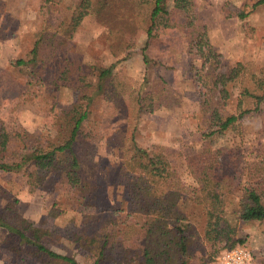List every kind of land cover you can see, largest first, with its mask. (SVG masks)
Masks as SVG:
<instances>
[{
	"label": "rangeland",
	"instance_id": "1",
	"mask_svg": "<svg viewBox=\"0 0 264 264\" xmlns=\"http://www.w3.org/2000/svg\"><path fill=\"white\" fill-rule=\"evenodd\" d=\"M78 1L0 0V120L6 130L12 135L26 132L32 136L30 141L43 144L61 130V115L75 102L69 86L58 87L56 98L54 89L51 90L54 87L51 79L63 55L78 62L82 71L94 65L112 66L109 97L105 99L102 94L94 97L90 115L83 122V132L75 143L82 173L94 180L106 182L108 176L110 179L117 168L115 164L127 154L131 132L140 146H162L181 175L179 208L189 212L192 219L186 231L190 238L186 253L189 263L215 264L216 258L225 251L242 246L250 252L252 264H264V220H238L233 237L240 241L232 247L225 239L209 242L204 238L202 199L186 166L187 156L194 155V161L205 148L221 149L222 173L233 179L229 185L232 192L223 196L229 209L237 202L239 182L247 181L244 173L249 164L264 161V99L235 128L204 138L202 134L209 118L201 112L204 95L199 88L209 87L212 77L204 75L201 78L204 85L194 82L188 55L191 43L206 27L210 42L221 55L219 72L237 62L241 67L240 76L227 80L229 96L225 99L224 113L239 111L240 100L245 107H254L253 99L242 93L245 87L261 93L257 80L264 87V4L240 19L236 13L248 11L244 3L247 1L250 6L255 0H192L187 18L174 8L173 0H165L162 6L169 15L156 18L153 37L147 43L145 29L149 24L150 5L139 4L138 0L119 2L123 7L110 8V12L101 16H85L63 38V28L58 24L67 20ZM42 28L46 30L41 45V58L46 56L48 62L46 75L43 86L28 89L25 75L10 62L29 57ZM53 33L58 39L63 38L59 48ZM145 95L154 98L153 112L136 110L135 98ZM43 172V183L30 190L21 172L0 170V211L14 203L21 216L49 231L43 242L51 249L73 255L79 264H94L95 255L75 240V233L88 221L89 215L101 213L104 208L79 204L62 179L51 170ZM107 188L113 203L125 211L132 209L130 198L121 191L114 196L111 185ZM0 264L55 263L40 261L31 247L20 244L19 238L0 227Z\"/></svg>",
	"mask_w": 264,
	"mask_h": 264
},
{
	"label": "trees",
	"instance_id": "2",
	"mask_svg": "<svg viewBox=\"0 0 264 264\" xmlns=\"http://www.w3.org/2000/svg\"><path fill=\"white\" fill-rule=\"evenodd\" d=\"M123 1L79 0L67 20L58 24L63 28V38L74 31L85 16H101L110 12V8L123 7L119 4ZM142 2L150 5L149 24L145 29L148 43L153 37L156 18H167L169 11L162 6L165 0H138L139 4ZM261 4H264V0H255L250 6L246 1L244 7H249L248 11L242 10L236 14L243 19ZM173 6L188 18L193 1L173 0ZM44 28L38 32L29 57H18L10 62L12 67L25 75L28 89L34 85L43 86L46 75L48 62L46 56L41 58V45L46 35ZM203 30L196 41L191 43L188 55L194 82L204 85L205 81L201 78L206 74L212 77V85L205 89L199 88V92L204 95L201 112L208 114L209 118L206 131L202 134L205 138L235 128L246 113L258 109L264 99V87L262 81L257 80L256 86L261 93L244 88L242 95L252 98L254 107H245L240 100L237 103L239 111L224 113L225 99L229 96L226 83L227 80L240 76V63L219 72L221 55L210 42L206 27ZM52 35L58 40L59 48L63 38L58 39L56 33ZM144 58L146 59L145 54ZM88 68V71H82L78 62L68 55L62 56L51 79L54 86L51 90L54 89L53 97L56 98L55 91L58 87L67 85L73 89L75 102L63 111L62 128L47 143L30 141L32 136L26 132L12 135L0 120V170L21 172L30 190L43 183V170H51L74 193L79 204L104 208L101 213L89 215L88 221L75 233V240L95 255L94 264H190L186 255L190 238L186 231L192 219L189 212L179 208L181 175L173 167L162 146H140L135 140L134 132H131L127 154L115 164L117 168L111 173L110 179L108 176L106 182L99 178L94 180L86 178L82 173L75 143L83 132V122L90 115L94 97L102 94L108 99V85L113 80L112 66L94 65ZM87 75L91 79L87 80ZM94 77L95 80H92ZM112 88L115 89L114 85ZM114 89L112 90L116 92ZM153 102L154 98L149 95L136 97L137 112H153ZM210 150L203 149L201 157L194 161V155L187 156L186 166L202 199L200 210L205 218L204 238L209 242L225 239L226 244L232 247L240 241L233 237L238 220H264V161L249 164L247 173H244L247 181L239 182L237 202L226 209L227 202L223 196L232 192L229 185L233 179L222 173V150ZM107 185H111L112 195L121 191L131 199L130 211L113 203ZM14 205L9 203L0 211V227L19 238L20 244L31 247V252L42 262L79 264L73 255L58 253L43 242V237L49 231L35 226L31 220L21 216ZM13 250L18 251L15 246ZM248 264H252L251 261Z\"/></svg>",
	"mask_w": 264,
	"mask_h": 264
},
{
	"label": "built area",
	"instance_id": "3",
	"mask_svg": "<svg viewBox=\"0 0 264 264\" xmlns=\"http://www.w3.org/2000/svg\"><path fill=\"white\" fill-rule=\"evenodd\" d=\"M251 259L250 252L242 246H235L219 255L215 264H248Z\"/></svg>",
	"mask_w": 264,
	"mask_h": 264
}]
</instances>
